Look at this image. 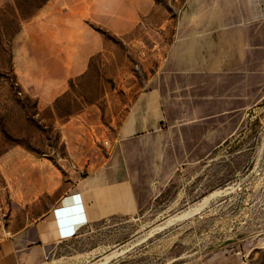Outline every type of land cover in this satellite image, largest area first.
<instances>
[{
    "label": "rangeland",
    "instance_id": "374dc122",
    "mask_svg": "<svg viewBox=\"0 0 264 264\" xmlns=\"http://www.w3.org/2000/svg\"><path fill=\"white\" fill-rule=\"evenodd\" d=\"M251 13L0 0V239L53 203L62 176L108 156L120 106L160 84L189 152L168 154L176 169L152 186L141 178L138 215L90 225L44 264H264V20Z\"/></svg>",
    "mask_w": 264,
    "mask_h": 264
},
{
    "label": "crops",
    "instance_id": "0c3cea01",
    "mask_svg": "<svg viewBox=\"0 0 264 264\" xmlns=\"http://www.w3.org/2000/svg\"><path fill=\"white\" fill-rule=\"evenodd\" d=\"M230 1L232 10L243 6L252 12L253 20L258 18L263 22L264 0ZM223 21L224 17L218 18L220 25ZM228 40L239 43L232 38ZM232 48L237 52L245 51V47L241 49L239 44ZM221 66L210 70L222 73ZM167 98L161 85L157 84L147 92L138 93L128 108L120 106L117 117L113 116L111 121L118 141L108 156L101 162L88 165V173L84 176H79L77 171H71L70 179L62 176L53 189V193L57 192L53 203L40 211L37 218L24 219L21 228L12 236L0 239V264H44L60 245L77 238L90 225L106 219L138 215L142 207L138 189L141 178L146 176L145 185L152 186L163 171H175L174 161L171 165L167 163L168 154L174 159L177 154L185 157L189 152L180 129L188 122L166 124L172 114ZM175 137L179 139L178 153L173 141ZM42 195L40 192L39 199Z\"/></svg>",
    "mask_w": 264,
    "mask_h": 264
}]
</instances>
